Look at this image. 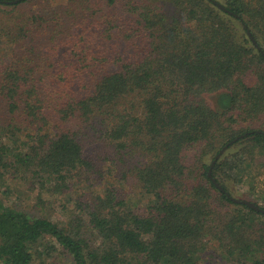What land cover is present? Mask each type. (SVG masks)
<instances>
[{"label":"trees","instance_id":"obj_1","mask_svg":"<svg viewBox=\"0 0 264 264\" xmlns=\"http://www.w3.org/2000/svg\"><path fill=\"white\" fill-rule=\"evenodd\" d=\"M3 1L0 264H264V0Z\"/></svg>","mask_w":264,"mask_h":264},{"label":"rangeland","instance_id":"obj_2","mask_svg":"<svg viewBox=\"0 0 264 264\" xmlns=\"http://www.w3.org/2000/svg\"><path fill=\"white\" fill-rule=\"evenodd\" d=\"M54 3L63 2L64 0H51ZM35 4L34 8L36 7V3L31 1V4H22L17 6L16 11L12 13V10H8L9 8L6 7L8 15H14L17 13H21L22 9H29ZM3 7H0V10ZM4 9V8H3ZM4 9V10H5ZM12 11V12H10ZM1 13V12H0ZM261 122H258L259 124ZM262 130H264V124L261 126ZM243 147V144L232 146L231 148L227 149L226 152H222V160L227 161L228 163L224 168H222V172H218L215 176L216 180L224 185L228 194L238 200H247L251 201L260 207L264 205L263 199L261 195H264V156L256 155L255 159L250 154H246L247 159L243 160L241 157L240 151ZM220 155V156H221ZM243 155V154H242ZM220 158V157H219ZM241 162V164H240ZM233 163H239L244 168V175L241 177L240 174L242 170H239L240 165L232 166ZM241 169V168H240ZM240 172V173H239ZM233 208L232 205L226 204L224 209V213H222L219 218L224 219L228 211ZM219 223V221H218ZM212 231H214V227H211ZM216 230V229H215ZM210 231V233H213ZM208 235H206L207 237ZM218 240L214 239L208 245L210 249H213L212 246H218ZM63 264V263H62ZM66 264V263H65Z\"/></svg>","mask_w":264,"mask_h":264},{"label":"water","instance_id":"obj_3","mask_svg":"<svg viewBox=\"0 0 264 264\" xmlns=\"http://www.w3.org/2000/svg\"><path fill=\"white\" fill-rule=\"evenodd\" d=\"M0 1H1V0H0ZM16 1H17V0H11V1L4 0L3 2H5V3H15ZM238 137H239V136H238ZM238 137H237V138H238ZM237 138H235V139H233V140H230L229 142H227L226 144H224V145L222 146V148H221V149L215 154L214 159L212 160V162H211V164H210V167H209V169H208V171H207L208 176L211 177V179H212V181L214 182V184H215L220 190H223V188L219 185V183L215 180V178L212 177V175H211V169H212V167H213L215 161L218 160V158H219L220 155L222 154V152H223V151H224V150H225L230 144H232L234 141H236ZM227 196H228L229 198H231V200H233V201H235V202H239V203H242V204H246V205H248L250 208H252V209H254V210H256V211L264 212V208H261L259 205L255 204V203H253V202H251V201L234 199V198H232L229 194H227Z\"/></svg>","mask_w":264,"mask_h":264}]
</instances>
